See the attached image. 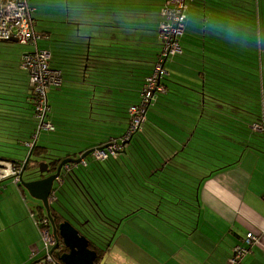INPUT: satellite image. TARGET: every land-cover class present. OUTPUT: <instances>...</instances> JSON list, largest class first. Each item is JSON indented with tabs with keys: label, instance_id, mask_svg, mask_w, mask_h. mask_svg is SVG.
<instances>
[{
	"label": "crops",
	"instance_id": "crops-1",
	"mask_svg": "<svg viewBox=\"0 0 264 264\" xmlns=\"http://www.w3.org/2000/svg\"><path fill=\"white\" fill-rule=\"evenodd\" d=\"M167 1L83 0L73 13L81 14V19H76L74 23L83 24L82 27L77 24L76 26L79 30L83 28L86 39H77L76 33L70 32V25L63 20L59 30L53 34L55 41L51 39L49 44L51 42L52 44L42 48L49 50L58 58L60 53L64 52L58 45L61 41L70 45V50L73 48L76 51H81L80 43L88 44L89 56L96 55L94 52H97L100 59L95 63V69H91L97 76L100 75L98 78L95 77L97 80L100 79L97 86L94 88L81 85L79 78L80 80L68 87L72 90H81V96L85 100L82 112L84 119L89 117L87 106L91 99L94 100L91 103L103 104L108 98L106 92L108 81L105 79L108 74L112 80L109 89H115L114 97L111 98L114 100L113 103H120L126 96L132 98L134 103L139 101V88H131L128 92L120 91L128 87L127 82L123 80L121 82V79L125 78L119 77L120 73L123 70H134L130 67H133V64L127 66L124 63V59L133 58L124 56L130 55L149 61L155 57L158 50V28L163 21L161 9ZM30 6L39 16L41 6L34 7L31 3ZM261 8L264 9V0H193L190 3L180 39L181 54L167 64L169 75L176 81L166 83L171 90L164 97L163 104L158 106L156 102L149 112V129L145 132L148 138L147 145L149 144L146 153L155 160L154 165L151 163V166L148 164L147 166L154 169L160 166V169L152 173L148 180H113L116 183L114 191L111 185L103 183L102 186V180H97L99 184L101 183L99 208L111 222L105 231L110 237L109 242L104 240L102 244L100 243L105 249L104 258L95 264H225L233 248L242 245L248 233H253L257 237V243L245 254L242 263L264 264V131L249 132V136L244 138L247 140V148L239 157L234 154L236 141L234 134L232 136L226 134L222 142H219L218 136H214L211 144H204L206 142L203 140L197 142L198 138L201 139L204 135V129L200 128L194 129L189 140L185 142L196 122L195 118L189 117V104L184 103V100L188 103L200 100L201 96L197 91L201 85L200 77H203L204 71L208 74L215 70L212 66L218 64L219 57L234 59L236 51L242 49L245 52L243 57L255 59L253 73L257 75L259 103L256 104L257 99L254 97L252 100L245 91L243 99L249 104V110L256 115L260 114L261 117L264 107V37H261V29L257 23L261 22ZM262 19L264 21L263 15ZM255 22L257 30L256 27L251 28L252 25L256 26ZM41 33H46L45 36L50 34L43 29ZM6 64L10 63L4 61L0 64V73L10 72L11 68V72L16 70L25 74L16 61L11 67ZM55 66H58L57 63ZM150 68L151 66L149 70ZM247 69L250 71L251 67ZM183 72L196 79L197 84L194 87L183 84L179 77ZM88 74L91 73H86L83 78ZM28 86L27 77L23 78L22 86L0 85V91L6 92V95H24L28 92ZM102 98L104 99L101 100ZM180 104L183 106L184 114L174 110V107ZM102 113L104 117H99V120H107L105 117L107 112ZM178 119L187 123L177 126L171 123V120ZM49 121L53 123L51 119ZM91 127L93 124H86V129ZM57 128L56 137L69 136L67 132L61 133L60 125H57ZM8 130L7 135L11 133L13 135L20 132L21 128ZM52 131L54 132L55 128ZM124 133L125 131L119 132L116 137L111 138L119 139ZM209 134L213 137L210 132ZM84 135L86 138L77 139L84 143L80 146L81 149L60 151L50 148L49 143H46L42 146L46 147L44 153L47 156L53 152L63 153L58 160L66 155L77 159L82 156L79 153L94 149L101 143L104 144L107 139L105 134L97 137ZM193 136L197 141L192 139ZM219 145L225 152L221 156ZM208 147H212V150L207 151ZM12 148V145L7 146V149ZM7 149L3 150L12 155L11 159L18 162H24L29 152L28 150L26 153L21 147L16 150L18 152L13 150L9 152ZM175 150H180L181 153L173 156ZM183 150L189 155H184ZM126 151H132V147L125 146L124 153ZM203 151H207L209 156L204 157ZM91 159L89 156L86 157L82 160L86 165L78 166L75 171L80 167L86 168ZM120 159L127 163L130 160H139L132 154L122 155ZM226 164L229 166L225 167ZM170 168L180 173L176 180L168 177ZM219 168L222 169L218 170ZM161 171L163 174H160ZM6 181L11 184L12 193H8L7 188L3 193H1L3 189L0 190V207H3L0 219L7 222L4 228H0V232L3 230L5 232L10 227H14V230L7 235L11 243L7 244L6 240L0 241V264H36L43 259L46 251L36 217L32 215L40 218L45 216V212L41 204L30 198L19 185L10 180ZM137 182H142V192L150 195L152 203L147 196L145 200L143 198V205L137 203L141 192L135 185ZM74 186L75 184L72 185L73 190ZM145 188L148 191H145ZM64 191L62 193L70 199L67 194L73 191L69 189ZM126 202H129L131 207L126 209L128 204ZM142 206L144 210H139L138 207ZM68 209L64 208L67 212L63 213L64 219L55 212L56 223L67 221L79 230L80 235L86 237L82 234L79 223L70 216ZM86 238L94 241L92 238ZM88 249L100 256V253L94 250V245L89 244ZM107 253L112 257L111 261L106 260Z\"/></svg>",
	"mask_w": 264,
	"mask_h": 264
},
{
	"label": "trees",
	"instance_id": "trees-1",
	"mask_svg": "<svg viewBox=\"0 0 264 264\" xmlns=\"http://www.w3.org/2000/svg\"><path fill=\"white\" fill-rule=\"evenodd\" d=\"M193 0L189 1L187 3V11L190 3ZM34 20V19H33ZM187 21V19H186ZM67 25H71V23L65 22ZM186 23V22H185ZM185 23H184V28H185ZM79 27H82L83 24H77ZM78 27V26H76ZM74 33H76V38L84 40L86 39L84 36L80 35L78 32L79 29H71ZM36 31V29H35ZM38 34L42 36L40 39H46L49 38L50 34H47L48 36L46 37V33H39L36 31ZM184 32V31H183ZM159 28H158V33H157V45H158V50L155 55V57L151 61L146 60V59H141L138 57L134 56H124V57H132L133 59H124V63L128 66L130 64H133V67L130 66L131 70H123L119 77H124L125 79H121L127 82L126 85L128 87L126 89L120 90L121 92H128L129 89L137 87L139 88V101L137 103L132 102V98L129 96L123 97L122 101L120 103H113V94L115 89H109L112 84V80L110 78V74L107 75L105 79L108 81V89L106 90L108 98L105 99V102L103 104H95L90 103L88 105V113L87 115L89 116L87 119H85L88 123L93 124L100 122L104 124L106 127L107 124L113 126H120L123 125L122 128L125 131L124 135L126 134L129 123H130V114H129V109L131 107H140L141 106V94L146 82V79L153 73L154 68L157 64L158 57L161 53L162 50V45L159 41ZM50 40V38H49ZM61 43H65L64 41H61ZM81 46V51L77 50L76 52L71 51L70 53H65L61 52L60 57H66L70 56L72 60L77 61L80 59V74L81 77V85H86V86H93L94 88L97 86V81H100V79H95V77H99L100 75L97 76L96 72H92L94 70L95 63L100 59L97 55H91L89 56L90 51H88V44H82L80 43ZM68 45V44H67ZM251 47L253 48V43L250 44ZM69 48L71 47L68 45ZM38 48L40 49L39 45ZM44 50V49H41ZM50 54V62L49 66L56 71H59L61 73L62 79H63V73L61 68L58 66L60 65L57 63L58 66H55L56 63L52 62V54L48 50H44ZM80 52V53H77ZM244 51L242 49H238L236 51L235 58L231 57H226L222 56L218 58V64L214 65L213 68L215 69L213 72L207 74L206 71H204L203 77H200L201 80V85L200 88L197 89L198 94L201 96L199 101H187L184 100V103L189 104V117L195 118L196 124L192 127L191 131L189 132V136L185 138V142H187L191 136V133L194 132V129H204V135L203 137L197 141L196 137L193 136L192 139L194 138V141L200 142V141H205L206 143L204 144H211L212 141H214V136H218L219 142L223 141V138L226 137V134L229 133L230 136L234 134L236 141H235V153L237 154L238 157L244 152L245 148H247V140L244 138H247L250 133H255V131L252 130V125L255 124L256 122L259 121L260 119V114L256 115L253 112L249 110V104H246L243 99V91L246 92V95H249L252 100L254 97L257 99V103H259V90H258V82H257V75L253 73V68H254V57L253 58H246L243 57ZM238 54V56H237ZM253 54V50L251 52ZM178 56V55H177ZM70 57H68L70 59ZM176 57V56H175ZM174 57V58H175ZM173 59V58H172ZM170 60H167L164 64V70L165 74L164 76L161 77L159 83H158V89L156 92L153 94L151 102L145 107V118L144 122L141 125L140 129L133 133L131 135V138L129 139L128 144L125 146H131L132 151H124L121 152L117 157H108L106 160L101 161V162H96L93 159L90 160L89 163H87L86 168H79L76 171L72 172V175L70 176L73 181L76 180H81L82 181V192H79L81 195H76L74 193V189L72 188V183H68V186H65L64 190H71L70 194H67L70 199L66 198V195L62 194L63 197L62 199L66 201L68 206L65 205H59L57 207L61 208H70L72 206L74 211H71L68 209L69 214L71 213H76L77 217V222L83 223L80 225V230L82 234H84L86 237L89 239H96L94 241H99L106 240L109 242L110 237L107 236L106 234V229L107 227H110V222L109 218L104 215L102 210L99 208V200H100V191L101 188L99 189V185L101 184L102 186L104 185L103 183H107L111 185L112 190L114 191V183L113 180H148L156 171H159L160 166L158 168H152L148 167L151 166V163L154 165L155 160L151 159V156L146 153V150L148 149L147 141L148 138H146V133L149 129V117H150V111L152 108L155 106V103L158 102V106L163 104L164 97L168 92H170L171 89L166 85V83H172L176 81L173 77H171L168 73L167 70V64L170 62ZM63 63H68L67 61L63 60L61 61ZM73 65V64H71ZM61 66V65H60ZM151 66L150 70L149 67ZM248 67H251V70L248 71ZM127 69V68H126ZM86 73H91L86 75V77L83 78V76ZM127 77V78H126ZM120 81V80H119ZM64 83V79H63ZM1 86L6 85L5 83H0ZM63 86V84H62ZM28 92L24 95H19V94H5L6 92L0 91V144H6L10 143V145L13 146V148H23L25 149V152L27 153L28 150H30L28 147L25 146V144H33L34 142V135L35 131L37 130V126L33 128L31 124H35V120L33 118V112H34V105H33V96L31 94V89L30 86H28ZM212 88V89H210ZM6 90V89H4ZM191 90V89H189ZM119 91V90H118ZM193 91V90H191ZM52 92V91H51ZM195 92V91H193ZM233 96V97H232ZM102 98L101 100H103ZM246 106H244V104ZM255 104V106H256ZM49 105V101H48ZM252 105V104H251ZM50 109V107H49ZM174 110L177 113L184 114L183 106L180 104V106H175ZM106 111L105 117L107 120H99L98 116H103L104 114L102 112ZM162 112V110H160ZM163 113V112H162ZM124 115V117H123ZM47 120H49L48 115H47ZM21 122H25L26 129L21 128L18 126ZM51 124H53L50 121ZM171 123L175 126L177 124H185L187 122H180L178 120H171ZM18 126V127H17ZM21 128L20 132H15L7 135V131L10 128ZM30 128L33 130V133H27V129ZM55 126L53 125V129ZM152 128V126H151ZM150 128V130H151ZM38 132V131H37ZM209 132L213 135V137L210 136ZM250 132V133H249ZM209 134V135H208ZM123 135V136H124ZM122 137V136H121ZM113 139V138H112ZM162 137L160 138V140ZM108 139L104 142V144L107 142ZM245 142V143H244ZM36 142V145L32 149V156L29 160V164L33 163L32 157L44 155V151L46 150V147H42L41 145L38 146ZM149 143V142H148ZM193 143V142H192ZM101 143L98 147H102L104 145ZM210 146V145H209ZM220 146V145H219ZM3 149H7V147H4ZM0 151V161H11L13 160L15 165H21L23 162H18L15 159H11L8 156V153L4 150ZM212 150V147H208L207 151ZM128 150V149H127ZM184 151V150H183ZM182 151V152H183ZM207 151H203V156L207 157L209 156ZM86 152V151H85ZM85 152H81L79 154L83 155ZM29 153V152H28ZM181 153L180 150H175L173 152V156L175 154ZM222 153H225L224 150H219V156L222 155ZM52 154V153H51ZM132 154L135 157H138L139 160L132 161L130 160L128 163L125 162L123 159H120L122 155L129 156ZM184 155H187L188 152L186 150L183 152ZM55 156L58 155V153L53 154ZM53 155H50L52 157ZM76 155V154H73ZM176 155V156H177ZM189 155V154H188ZM175 156V157H176ZM174 157V158H175ZM58 158H61V155H58ZM144 160V161H143ZM153 160V161H152ZM28 164V166H29ZM163 163L161 164L162 167ZM229 164H226L225 167H228ZM222 168H219L220 170ZM79 172V176L75 172ZM138 171V172H137ZM141 171V172H140ZM183 174V172H181ZM160 174H163V171L160 172ZM93 176L98 178L99 180H102V182L99 184H94L90 180ZM180 176V173L177 170H173L170 168L168 172V177L171 178V180H176ZM174 177L175 179H173ZM75 187V186H74ZM104 189V188H103ZM76 192V191H75ZM116 192V191H115ZM114 192V193H115ZM143 193V192H142ZM141 193V194H142ZM93 196L96 198L97 201L93 199ZM79 202V208L76 206L73 207V204L75 203V199ZM129 204V202H126ZM141 203L140 205H143ZM56 206L53 205L51 207V213L53 212L54 214L57 213ZM139 210H144L143 206L138 207ZM92 211L94 213V216L90 218V213L89 211ZM67 211V210H66ZM56 212V213H55ZM132 213V212H130ZM45 219L44 217H40V220ZM100 241V242H101ZM102 244V243H101ZM94 250H97L100 255L105 252V249H102L103 251H100L94 246ZM55 258L53 261H43V262H38L36 264H54Z\"/></svg>",
	"mask_w": 264,
	"mask_h": 264
},
{
	"label": "built area",
	"instance_id": "built-area-1",
	"mask_svg": "<svg viewBox=\"0 0 264 264\" xmlns=\"http://www.w3.org/2000/svg\"><path fill=\"white\" fill-rule=\"evenodd\" d=\"M191 0H168L161 9L163 21L159 26V41L162 45L161 53L153 73L146 79L142 94L141 106L129 109L130 123L126 134L119 139H111L106 143L102 151L94 148L91 158L96 162L106 160L108 157H117L124 151L131 135L137 132L144 122L145 107L151 102L153 94L158 89V83L165 74L164 64L167 60L181 54L180 39L184 31V23L187 19V3ZM30 0H0V42H11L15 40L18 45L30 46L31 51L22 54L20 70L24 72L29 80L31 94L33 96V118L37 122V133L40 131H52L53 125L47 120L49 112L48 94L62 87L63 79L59 71L49 66L50 54L38 48V42L42 38L35 31L33 13ZM255 132L264 131V107L258 122L252 125ZM31 149L33 144H25ZM82 166L86 162H82ZM77 168L78 166H73ZM22 166L9 162L0 161V181L5 178L15 177L21 171ZM17 180V179H15ZM42 234L45 251L48 252L55 241L46 229L47 220L36 221ZM257 243V237L253 233L246 234L242 245L233 248L230 258L225 264H243L245 254Z\"/></svg>",
	"mask_w": 264,
	"mask_h": 264
},
{
	"label": "rangeland",
	"instance_id": "rangeland-1",
	"mask_svg": "<svg viewBox=\"0 0 264 264\" xmlns=\"http://www.w3.org/2000/svg\"><path fill=\"white\" fill-rule=\"evenodd\" d=\"M83 0H30V3L35 7V6H41V13L39 16H37L38 14L35 12L34 13V28L41 33V29H43L46 32L50 33V40L49 38H46L45 40H41L38 42V45L40 47V49L42 48H46V46L52 44V42L49 44V42L51 41V39L53 41H55V37H54V32H57L60 28V26L62 25V21L64 20V22L66 21H70L71 25L69 26L70 28V32H73L71 29L73 28H77L76 24L74 23V21H76V19H81V14L80 15H76L75 13H73V10L76 9L77 5L82 4ZM67 8V9H66ZM38 9V8H37ZM262 10L264 11L263 8L260 9V16H261V22H257L260 32H261V37H264V21L262 19V15L264 17V14H262ZM39 17V18H38ZM37 22V24H36ZM253 22V20H252ZM69 23V22H67ZM255 25H252L251 28L253 29L254 27H256V30L258 28L256 22ZM43 27V28H42ZM78 29V28H77ZM64 31V30H63ZM63 31L61 33H63ZM79 34L84 36V31L83 28H80V30H78ZM69 33V32H68ZM48 36V35H47ZM46 36V37H47ZM57 40L59 41L58 37ZM60 40H63L62 38H60ZM81 40V39H80ZM58 45L60 46V49L62 51H64L65 53H70L71 51L76 52V50H73L69 48V46L65 43H59ZM47 50V49H46ZM31 51V47L30 46H21L18 45L16 43H0V64H2V62L6 61L10 64H6L8 67H11L13 62H17L18 64H20V60L22 57V54L25 52ZM70 56H66V57H56V55L52 54V62L55 63H59L60 65L58 66L59 68H61L62 73H63V79H64V83L63 86L58 89V90H53L52 92H50L48 94V101H49V112H48V118L51 119L53 121V125L55 127V131H49L50 133H46L44 131H40L38 134V138H37V144L38 146H45L44 144L49 143L48 146L52 149H58L60 151L67 149V150H73L75 151L76 149H81L80 146L84 145V143L80 142V140H77L79 138H86V136L84 134H86L87 136L89 135L90 137H97V136H102V135H106L107 137V142L109 140H111V136L116 137L118 135L119 132H122L123 125L120 126H112L108 125V127L104 126V124L97 122V123H93V127H91V129H86V124L88 123L83 117V103L85 102V100L82 98L81 96V90L80 89H76V90H72L70 88H68L70 85L76 83L77 80H80L79 77H81V70H80V59H78L77 61H74L68 58ZM67 61L68 63H63L61 61ZM73 64V65H71ZM10 72H3L0 73V83H6L7 85H12V86H17L20 87L22 86L23 83V78H27L25 74L19 72H16V70H14L13 72H11V68H9ZM13 70V69H12ZM179 77L181 79V81L183 82V84L189 85L194 87V85L197 84L196 79L194 78H190V75L187 73H182L179 74ZM14 79H16V81H13ZM19 80L21 83H18ZM65 81L67 82L65 84ZM114 102V101H113ZM89 105V104H88ZM88 107V106H87ZM101 116H98V118ZM124 117V115H123ZM101 124V125H100ZM26 123L25 122H21L18 126H20L21 128H25L26 129ZM35 125L37 126V122H35V124H31V126L34 128ZM57 125L61 126V133L63 134V132H67L69 134L68 135H61V136H57L55 135V133L58 131ZM64 130V131H63ZM28 134L29 133H33V130L28 128L26 131ZM76 132V133H75ZM86 132V133H85ZM35 134L37 133V130L34 132ZM75 133V136H74ZM77 136V137H76ZM79 137V138H78ZM69 139V140H68ZM115 139V138H113ZM68 140V141H67ZM104 141V140H103ZM45 142V143H44ZM106 142V143H107ZM7 146H11L8 144H0V151ZM19 148H12L11 150L16 151ZM221 149V146H220ZM9 152L11 151L10 149H7ZM18 152V151H16ZM70 154L73 152H69ZM55 154V152L52 153V155ZM58 155L63 156V153H58ZM8 156L10 158H12L11 154H8ZM55 156V155H53ZM36 159V158H34ZM138 172V171H137ZM141 172V171H140ZM78 176L80 175L79 172H75ZM90 180H92L91 182L94 184V186H96V184H98L99 180L98 178H96L95 176H93ZM102 182V181H101ZM135 185L137 186L138 189H141V192H139V204L143 203V198L145 200V196H147L149 198V202L152 203V200L150 198V195L146 194V193H142V188H143V184L142 182H137L135 183ZM6 188L8 189V193H12V187L11 184L8 183L7 181L4 182H0V190L3 189V191H1V193H3ZM145 191H148L147 188L144 189ZM142 193V194H141ZM55 198H56V202L53 204L54 206H59V205H65L68 206V204L66 203V201H64L62 199V191H56L55 192ZM75 199V203L73 204V207L76 206L77 208H79V202ZM93 199L95 201L96 198L93 196ZM31 202H33L32 200H30ZM136 203V204H137ZM127 207H131L129 204H127ZM75 208V207H74ZM71 211H74L72 206L69 208ZM124 209V210H126ZM3 210V207H0V211ZM1 214V213H0ZM76 214V213H74ZM32 217H36V221L39 220V217H37V215ZM6 221H2L0 219V228H4V225H6ZM9 226H7L8 228ZM14 230V227H10L8 228L5 232L4 230L2 232H0V241H5L10 242V240L8 239V233H11ZM11 243V242H10ZM9 248H11V246H8ZM109 253L106 254V260L111 261L112 257H110L108 255ZM111 255V254H110Z\"/></svg>",
	"mask_w": 264,
	"mask_h": 264
},
{
	"label": "water",
	"instance_id": "water-1",
	"mask_svg": "<svg viewBox=\"0 0 264 264\" xmlns=\"http://www.w3.org/2000/svg\"><path fill=\"white\" fill-rule=\"evenodd\" d=\"M0 43H8V42H0ZM9 43H16L15 40H12ZM38 137V134L36 135V139ZM128 143V142H127ZM36 145V140L33 142V147ZM30 149L25 161L21 165V171L17 174L15 177H9L5 178L4 180H1V182H4L6 180L12 181L14 184L19 185V187L22 188V190L26 191L30 198L33 200L39 202L41 204L42 210L45 212V217L49 220L50 223V230H51V236L55 240V245L46 252V255L43 257L42 260L38 262H43L45 260L47 261H53L55 258L54 264H95L102 261L104 258L105 253L98 255L97 252L89 250L88 246L89 244L94 245L97 249L100 251H103L101 244L104 240L101 241H93L88 240L86 237L80 235L79 230H77L73 225H71L69 222L65 221L63 223H56L55 220L51 217V207H53L52 204H54L57 200L55 196H53V190L56 183V191H64L65 186H68V183L75 184V189L78 191L79 189H82V181L81 180H58L59 178H64L66 174H68L67 177H70L72 174L66 173V166L73 165V166H80L81 161L84 160L86 157H88L93 149L85 152L81 157L77 159L73 158H66L63 159L59 165L56 167V170L54 171V174H50L45 178H41L39 180H32L33 176L35 175V166L30 167L28 166L29 160L32 154V149ZM106 146L98 148L99 150H104ZM9 163H14L13 160L11 161H5ZM41 166L45 167L44 170H42ZM39 166L38 173L39 175H45L48 174L51 170L49 169L48 164H41ZM17 179V180H15ZM53 198V199H52ZM53 200V202H52ZM63 213L65 210L63 208L57 207V214L64 219ZM70 216L72 219L77 220V217L74 213H71ZM96 240V239H94ZM101 241V242H100ZM36 262V263H38Z\"/></svg>",
	"mask_w": 264,
	"mask_h": 264
},
{
	"label": "flooded vegetation",
	"instance_id": "flooded-vegetation-1",
	"mask_svg": "<svg viewBox=\"0 0 264 264\" xmlns=\"http://www.w3.org/2000/svg\"><path fill=\"white\" fill-rule=\"evenodd\" d=\"M104 146H106V144L105 145H103L102 147H104ZM96 148H100V147H96ZM30 151V150H29ZM31 156H32V154H31ZM56 156H52V157H50V155H40V156H38V157H36V156H34V157H32V159H33V163H30L29 164V166L30 167H33V166H35L36 168H35V175L33 176V178H32V180H39V179H41V178H45V177H47L48 175H50V174H54V171L56 170V167L59 165V163L63 160V159H66V158H71V156L69 155V156H65L64 158H62V159H60V160H58V157H56ZM89 157H91V155H89ZM31 158V157H30ZM34 158H36V159H34ZM43 163H45V164H48V166H49V169L51 170L48 174H45V175H39V173H38V168H39V166H41V164H43ZM41 168H42V170H44L45 169V167H43V166H41ZM75 167H73V165H68V166H66V173H70L71 172V174H72V172L73 171H75ZM68 176V174H66L65 176H64V178H59L58 180H72L71 179V177H67ZM1 182V181H0ZM59 182V181H58ZM58 182H56V183H58ZM56 183H55V187H54V190H53V196H55V192H56ZM76 191V192H75ZM79 192H82V189H79L78 190ZM77 190H74V193L76 194V195H81L79 192H78ZM53 199V198H52ZM52 202H53V200H52ZM53 205V204H52ZM89 213H90V220H91V217L92 216H94V213L90 210L89 211ZM42 217H44L46 220H47V225H46V229L49 231V232H51V230H50V223H49V220L45 217V216H42ZM41 217V218H42ZM51 217L55 220V222H56V220H57V217H56V214H54L53 212L51 213ZM95 217V216H94ZM96 218V217H95ZM40 219V218H39ZM83 223H80V225H82ZM51 234V233H50ZM55 241V240H54Z\"/></svg>",
	"mask_w": 264,
	"mask_h": 264
}]
</instances>
